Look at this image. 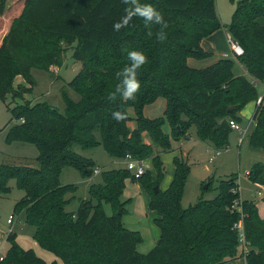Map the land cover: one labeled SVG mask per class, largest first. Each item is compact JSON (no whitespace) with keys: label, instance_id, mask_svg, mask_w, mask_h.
<instances>
[{"label":"trees","instance_id":"1","mask_svg":"<svg viewBox=\"0 0 264 264\" xmlns=\"http://www.w3.org/2000/svg\"><path fill=\"white\" fill-rule=\"evenodd\" d=\"M140 5L159 11L163 24H146L133 15L116 31L113 25L124 22L126 10ZM18 13L0 34V100L12 117L7 141L30 143L38 156L30 162L0 164V198L9 194V182L14 180L24 195L13 214L24 213L25 223L34 229L33 240L63 264H224L239 255L245 256L246 264H264V220L253 202L240 199L236 175L219 183L214 199L200 198L184 208L189 166L174 158L173 179L161 190L164 163L143 141L146 134L161 152H168L172 141L187 139L195 128L202 142L227 148L228 121L241 122V111L259 98L254 82L264 83V0H240L228 26L229 35L244 51L237 61L248 78L233 74L229 58L203 70L187 65L190 58L209 57L200 44L221 28L215 0H25ZM67 48L80 64L69 84L78 101L64 97L63 113L45 102L25 101L15 107L7 103L9 95L16 99L31 92L32 70L60 67ZM132 51L146 58L138 69L128 58ZM16 77L26 87L15 90ZM135 79L140 86L134 97L122 96L127 82ZM158 99L166 101L163 116L145 118L144 107ZM117 112L122 119L113 117ZM131 121L136 123L133 130L128 127ZM253 121L249 146L264 151V95ZM166 124L170 134L163 131ZM100 144L114 158L151 159L156 180L149 171L139 178L126 169L104 172L103 184L92 185L89 198L68 212L73 199L68 195L77 188L60 183L61 171L71 167L91 177L94 163L73 147ZM247 178L264 187V163L254 164ZM127 181L142 187L149 199L147 210L157 216L153 224L160 236L147 254L136 250L142 242L140 233L126 229L121 221L126 210L120 197ZM103 203L112 207V215L105 214ZM241 219L245 253L236 228ZM7 241L9 249L0 264H47L32 249L21 248L14 234L9 233Z\"/></svg>","mask_w":264,"mask_h":264},{"label":"rangeland","instance_id":"2","mask_svg":"<svg viewBox=\"0 0 264 264\" xmlns=\"http://www.w3.org/2000/svg\"><path fill=\"white\" fill-rule=\"evenodd\" d=\"M24 1L0 0V34L8 30L12 19L19 14L18 11L22 8ZM239 2L240 0H233V2L231 0H215L216 13L221 26V38L219 42L226 45L222 49L225 51L229 50L225 35L228 32V26L232 21ZM227 54L228 58L232 59L234 63L233 74L235 76L248 77L244 73L243 65L237 59H233L230 52ZM71 55V50L67 48L64 53L62 65L60 67H52L49 72L32 70L31 76L34 81V86L31 92L28 94L25 93L16 99L9 95L6 99L7 103L15 107L16 105H22L25 101L34 103L45 102L63 113L65 110L64 97L74 102L79 100V95L69 86L80 69V64L75 62ZM22 81L20 77L14 79L13 86L15 85V90H18L21 86L26 87V84ZM256 90L258 97L262 96L264 92L262 83L256 85ZM130 113L133 116L132 110H130ZM11 118V114L8 112L6 105L0 100V164H19L17 163L18 160L29 162L35 160L38 152L34 145L24 141H7ZM247 125L249 129L245 133L240 134L236 131H231L227 140V148L217 149L210 141L202 142L197 137L194 128L190 129V137L187 140L182 139L181 142L176 141V143H182L180 146L181 152L183 153L182 159L187 162L190 168V174L186 181L181 201L182 207L187 208L190 205H194L200 198L205 201L214 199L218 194L219 183L232 175H236L237 177L241 199L253 201L257 205L261 204L262 198L258 195V189L255 187V184L249 181L247 174L254 164L264 163V151L254 150L249 146L248 139L254 131V124L243 115L239 126L245 129ZM134 127L135 123L131 121L129 128L134 129ZM95 137L100 141L98 134ZM240 139H242L241 142H239ZM143 141L150 142L148 135H143ZM73 151L83 158L92 161L94 163V170H97L98 173L93 174L89 178H85L81 172L71 167L62 169L60 183L64 186L74 185L77 188L74 194L68 195L69 198L73 197L66 207L68 212L76 211L81 200L89 198V190L92 185L99 186L103 184L102 173L124 169L126 167L124 159L111 157L106 153L101 144L88 149L74 146ZM171 151L172 145L171 150L168 152ZM158 153L162 152L159 150V152L154 154L157 155ZM143 161L150 165L149 172L151 173L152 180H156V173L152 168L151 159ZM164 166L165 170H168L166 163ZM162 183L159 186L160 189L162 188ZM209 184L211 185L210 188L203 191V187ZM9 188V194L1 196L0 198V244L3 246L0 254L6 255L9 249V243L7 241L8 234L12 233L15 236L16 243L22 248L35 250L36 253H42L43 256H46L45 258L51 260L54 255L42 249L33 240L34 229L25 223L24 213L13 214V208L16 202L23 197L24 193L16 187L14 180L9 182ZM139 189L142 190L139 184L127 181L120 201L125 204L124 207L128 213L125 212L121 221L127 228L130 226L133 230L140 233L142 242L136 247V250L140 254H147L154 247L153 233L148 224L149 217L142 214L141 207L139 206V198H142V196L139 197V194H141ZM103 210L108 216L113 213L112 207L106 203H103ZM11 215H14V221L12 225H8L7 221ZM239 222H242V220ZM56 264H63V262L58 259L56 260Z\"/></svg>","mask_w":264,"mask_h":264},{"label":"crops","instance_id":"3","mask_svg":"<svg viewBox=\"0 0 264 264\" xmlns=\"http://www.w3.org/2000/svg\"><path fill=\"white\" fill-rule=\"evenodd\" d=\"M220 31L221 30H218L217 32H215L214 34L209 36L208 38L204 39L201 42V44H200L202 50L206 54H208L209 57L206 58V59H203V60H197V59H192V58L188 59L187 60V65L190 68H193V69H196V70L206 69V68L218 63L221 59H224L225 56L228 55L227 53L230 52V46H229V50L228 51L222 50V49H224L226 47V45H224L222 42H219V39L221 38L220 37ZM225 36H226V38H228L229 33L227 32ZM227 43H228V41H227ZM244 73L247 75V72H246L245 69H244ZM244 77H246V76H244ZM246 78H248V77H246ZM22 82H24V80ZM24 84H25V82H24ZM254 84L256 86L259 83L258 82H254ZM17 85H23V84H17ZM262 85L264 87V83H262ZM263 95H264V92H263L262 96ZM256 107H257L256 102H251V103H249V104H247L245 106L244 110H242L240 115H239L240 117L245 115L247 119H250V121L253 122V124H254V128H255V122L253 121V115H254V113L256 111ZM165 109H166V101L164 99H158L155 103H153L151 105H147V106L144 107L143 115L147 119L160 118V117L163 116V114L165 112ZM130 115H131V113H130ZM132 117H134V115ZM238 124L240 125V123H238ZM129 125H131V122L128 124V127H129ZM135 127H136V123H135ZM248 129H249V127L247 125V127L245 129H242V130L245 133L246 131H248ZM131 130H133V129H131ZM163 131L166 134H170V128H169V126L167 124L163 127ZM231 131H233V130H231ZM195 133H196V129H195ZM188 137H190V133H188ZM185 140H187V139H185ZM180 142H181V140H180ZM180 142L176 143V141H172V143H171L172 151L171 152L158 153L160 158H161V161L164 164L166 163L168 165V170H165V178H164L162 186H161L162 190L167 189L169 184L171 183V181L173 179V176H174V173H175V166L173 164L174 158H183V153L181 152V147H180L182 143H180ZM145 143L146 144H151V140H150V142H145ZM153 146L154 145H152V147ZM153 150H154L155 154H156V152H159V148H157L155 146L153 147ZM171 165H172V167H171ZM255 187L258 189V195L261 196V198H262L261 200L262 201H261L260 205H257L253 201H251V202H253L255 204V206L257 207L259 218L261 220H264V187H261V186H258V185H255ZM139 190L141 192V194H139V197L142 196L141 199L139 198V206L141 207L142 214L147 216V217H149L148 224L150 225L151 232L153 233V236H152L153 237V245L155 246L156 243L158 242V239H159V236H160L159 230L153 226L154 225L153 221H154V219L157 216H156L155 213L150 212V211L147 210V204H148V201H149L148 196H147V194L145 193V191L143 189H142L143 191L141 189H139ZM240 199H241V197H240ZM242 201H244V200H242ZM124 227L126 229L130 230V231H136V230H133V228H131L130 226H129L130 228L129 227L127 228L126 225H124ZM132 227H135V226H132ZM23 249H25V248H23ZM25 250H27V249H25ZM241 251H242V249H241ZM34 252H35V250H34ZM35 254L39 258L41 257V259L44 260L47 264H50L53 261L56 262V260H58L55 256H53L54 258L50 257L51 260H49L48 258H45L46 256H43L42 253L40 254L38 252L37 253L35 252ZM46 259H48V260H46ZM224 264H246V258H245V256L239 255L237 258H234L232 260H227L226 263H224Z\"/></svg>","mask_w":264,"mask_h":264},{"label":"built area","instance_id":"4","mask_svg":"<svg viewBox=\"0 0 264 264\" xmlns=\"http://www.w3.org/2000/svg\"><path fill=\"white\" fill-rule=\"evenodd\" d=\"M227 41H228V44L230 46V55L232 56L233 59H237L244 54V51L241 48V46L239 45V43L234 41L230 35L228 36ZM225 58H228V55H226ZM262 100H263V96L259 97L256 101V105L259 106L262 103ZM228 125H229L230 129L233 131H236L240 134L244 133V131L242 130V128L239 126V124L236 121L229 120ZM241 141H242V139L239 140V142H241ZM124 160L126 162L125 169L128 170L135 178L141 177L143 174H145L150 169V165L148 163H146L144 161L137 160V159H133L130 155H127ZM94 173L97 174L98 171L96 170ZM235 206H237V205H235ZM13 221H14V215H11L8 218L7 224L12 225ZM236 228H238V230L240 232L241 249L245 253L246 249H245V241H244V237H243V224H242V222H239L236 225ZM2 247H3L2 244H0V252L2 250ZM4 258H5V256L0 254V262H2L4 260Z\"/></svg>","mask_w":264,"mask_h":264},{"label":"clouds","instance_id":"5","mask_svg":"<svg viewBox=\"0 0 264 264\" xmlns=\"http://www.w3.org/2000/svg\"><path fill=\"white\" fill-rule=\"evenodd\" d=\"M126 11L128 15L127 18L124 20V22L116 23L113 25L116 31H119L121 27L125 26L127 20L130 19L133 15L143 18L146 24H148L149 22L158 25L163 24V17L161 13L149 5H140L135 9V11H129V9H127ZM128 58L134 61V67L136 69L140 68L146 62L145 56L142 53L136 51L129 52ZM126 70L127 67H125L123 71ZM127 84H128L127 90L123 92L122 96L127 97L128 99H132L134 97V94L139 90L140 85L136 79L132 81H128ZM113 117L117 120L123 118L122 115L118 112L113 113Z\"/></svg>","mask_w":264,"mask_h":264},{"label":"water","instance_id":"6","mask_svg":"<svg viewBox=\"0 0 264 264\" xmlns=\"http://www.w3.org/2000/svg\"><path fill=\"white\" fill-rule=\"evenodd\" d=\"M232 112H233V110H229V113H232ZM207 187H208V186L205 185V186L203 187V190H207ZM153 190H154L155 193L158 192V188H157V187H155ZM119 213H120V211H119Z\"/></svg>","mask_w":264,"mask_h":264}]
</instances>
